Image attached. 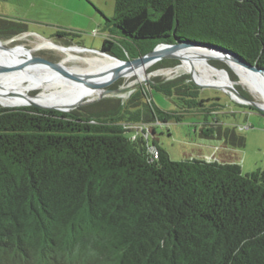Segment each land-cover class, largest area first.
Listing matches in <instances>:
<instances>
[{
  "label": "trees",
  "instance_id": "16d2710c",
  "mask_svg": "<svg viewBox=\"0 0 264 264\" xmlns=\"http://www.w3.org/2000/svg\"><path fill=\"white\" fill-rule=\"evenodd\" d=\"M106 20L119 39L104 38L99 51L121 60L191 40L264 67V0H114ZM24 31V22L0 18V38ZM176 64L162 59L150 70ZM219 109L189 74L154 76L89 108L0 106V264H264V167L173 160L142 134L146 123L193 114L202 136L244 147ZM136 123L142 132L127 126Z\"/></svg>",
  "mask_w": 264,
  "mask_h": 264
},
{
  "label": "rangeland",
  "instance_id": "374dc122",
  "mask_svg": "<svg viewBox=\"0 0 264 264\" xmlns=\"http://www.w3.org/2000/svg\"><path fill=\"white\" fill-rule=\"evenodd\" d=\"M113 15L114 0H0V18L24 22L26 25V31L19 33L15 38L2 37L0 41L5 46L23 47L26 50H31V54L41 55L52 62H63L70 67H89L92 66L90 60H97L100 63L103 59L106 61L114 59L108 55L101 56L102 54L98 52L104 38L119 39L117 29L106 20V18ZM58 31H64L67 34L57 36ZM45 41H52L64 46L79 47L82 51L73 52L76 54L74 57L69 56L68 53H64L57 48L45 46ZM21 57L25 58V55H21ZM177 60L178 64L173 67L150 70L153 63L146 69L147 71L144 72L142 77L138 75L129 77L125 73L105 88L112 90L110 93L105 92L100 97L95 95L88 98L85 94L71 93L57 98L54 103L61 104L66 97L72 95L65 101L66 103L93 100L77 107L89 108L106 97L114 96L124 99L134 86L141 83L147 84L154 76L172 78L189 74L191 77L190 70L198 75L194 68L187 70L182 66L185 63L184 59ZM211 61H217L218 66L216 67L218 68L226 65L225 62L215 59L208 60L210 65H213ZM12 65L15 67V63H12ZM35 67L36 65H29V72H36ZM18 70L24 71V69ZM55 75L60 76L61 74L56 72ZM214 76L218 78L216 75ZM2 79L6 80L3 76ZM26 79L25 77L13 79V81L23 82ZM197 81L199 82V80ZM239 86L256 101H262V98L250 92L245 84L242 83ZM37 92L38 89H32L29 91V95H34ZM200 93L204 98L217 97V101L220 103V109L217 112L219 121L235 127L236 131L246 138L245 146L235 149L237 156L234 158V162L242 167L243 172L251 171L250 169L256 167L263 168L264 113L250 109L247 104L238 103L226 91L213 86L200 87ZM153 96L158 105L164 108L173 106L171 100L160 93L153 92ZM201 120V116L185 114L180 122L146 123L143 125L145 132L142 134L143 136L147 134V141L150 145L155 142L158 146L164 148L173 160L196 158L222 161L223 150L227 146L223 144L222 140L202 136L200 134ZM127 126L135 132H142L141 124L136 123ZM153 128L155 130L152 132Z\"/></svg>",
  "mask_w": 264,
  "mask_h": 264
},
{
  "label": "bare ground",
  "instance_id": "6f19581e",
  "mask_svg": "<svg viewBox=\"0 0 264 264\" xmlns=\"http://www.w3.org/2000/svg\"><path fill=\"white\" fill-rule=\"evenodd\" d=\"M44 45L48 47L57 48L60 51L68 53L69 56L73 57L76 56V54L73 52L82 51V49H80L79 47L59 45L52 41H45ZM30 51L31 50H26L23 47H16L10 51L5 52H2L0 50V67L6 68L0 72L1 104L10 106L23 105L24 103L28 102L26 97L29 96V91L35 88L38 89V92L35 94V96L32 97L33 100L41 104L56 105L61 107H66L68 105L78 103L65 102L72 95L66 97L61 102V105L54 103L55 100L61 96L76 93L77 95L85 94L89 98L100 93L99 90L92 89L89 86L82 84L81 82L66 79L62 75H55L57 72L56 70L48 67L47 65L41 62H29L27 65H25V68H23L24 71L15 69L12 63L19 64L20 59H22L21 55L23 53H30ZM181 54V60H185V63L182 66H184L187 70L194 68L200 77L196 75L193 71L190 70V72L192 73L193 77H195V79L199 80L201 84L216 85L224 90H227V86L230 84V82L225 72L218 69H214L212 65L209 64L208 60L204 59L205 56L222 58V55L220 53L208 50L206 48H193L187 52L184 51ZM224 60L230 64L232 69L240 76L241 82L248 86L249 90L253 94L264 98V89L260 84L261 82L259 77L250 73L248 70L244 69L237 63L232 62L229 58ZM90 63L92 66L89 67H70L66 66L63 62H60L59 64L64 67V69L66 68L68 72L70 71L78 76L80 75L84 77H89V79L96 80L97 82H103L105 79L102 80L100 78H96L97 74H99L100 71L109 72L112 68L119 64V61H117L116 59H110L107 61L103 59L100 63H98L97 60H90ZM152 64L153 63L149 62L140 66L132 65L130 69L126 70V73L129 77L134 75L142 77L144 72L147 71L146 69ZM29 65H36V72H29ZM214 75H216L218 78H215ZM2 76L5 77L6 80H3ZM25 77L27 79L23 82L13 81V79H21ZM82 102L83 101H81V103ZM262 106H264V102L262 103Z\"/></svg>",
  "mask_w": 264,
  "mask_h": 264
},
{
  "label": "water",
  "instance_id": "95a60500",
  "mask_svg": "<svg viewBox=\"0 0 264 264\" xmlns=\"http://www.w3.org/2000/svg\"><path fill=\"white\" fill-rule=\"evenodd\" d=\"M193 48H206L208 50L211 51H216L218 53H220L222 55L221 57H212V56H205L204 59L206 60H221L223 62L226 63V65L229 67V69L238 77V79L233 80L230 77L229 71L227 70V68L225 67H216L213 66L212 67L214 69H218L221 71H224L230 84L227 86V90L222 89L219 86L216 85H211V84H201L199 82H197L193 75L191 74L190 79L192 80V82H194L197 86L199 87H209V86H213L215 88L221 89L226 91L230 97L237 101L238 103H242V104H247L255 109H257L258 111L264 113V106H262V103L264 102V98H262L263 102H258L255 99H253L252 97L249 98L247 96H245L244 94H242L238 88L236 87V85L242 84L240 76L232 69V67L230 66V64L225 61L224 59L229 58L232 62L237 63L238 65L242 66L244 69L248 70L250 73L254 74L255 76L260 78V84L262 85L263 89H264V67H261L259 65L253 64L248 62L246 59H244L242 57V55H240L238 52L223 47V46H219V45H213L210 43H206V42H198V41H191V40H181V41H177L174 43H158L151 51L132 58V59H127V60H121L119 58H116L110 54H108L107 52H103V51H98L100 54H105L108 55L114 59H116L117 61H119V64L117 66H115L114 68H112L109 72H104V71H100L99 74H97L96 78H100V79H105L103 82H97L96 80H91L89 79V77H84V76H78L76 74L70 73L68 72L66 69H64L59 63L57 62H52L50 60H48L47 58L41 56V55H33L31 53H23L22 55H25V58L20 59L19 64H15V69H23L25 68V65H27L29 62H41L45 65H47L48 67L56 70L57 72H59V74H61L63 77L65 78H70L72 80H76L78 82H81L82 84H85L86 86H89L92 89H97L100 91L98 95V97L102 96L103 93L107 92L110 93L112 90L110 89H105L108 85H110L115 79H117L118 77L122 76L123 74L126 73L127 69H130V67L133 66H140L142 64L145 63H156L159 60L162 59H167V58H174V59H180L181 60V56H182V52L184 51H189L190 49ZM13 47H7L5 45L2 44V42L0 41V50L2 52L5 51H10L12 50ZM4 67H0V72L3 71ZM249 90V89H248ZM250 91V90H249ZM251 92V91H250ZM35 96L34 95H29L26 97V99L28 100L27 103H24L23 105L20 106H35V107H39L42 109H57V110H61V111H70L72 109H75L77 107H79L81 104L84 103H90L93 100H87V101H83L78 102L76 104H71L68 105L66 107H61V106H56V105H47V104H41L36 102L35 100L32 99V97ZM0 106H4V107H14V106H10V105H3L0 103Z\"/></svg>",
  "mask_w": 264,
  "mask_h": 264
},
{
  "label": "crops",
  "instance_id": "0c3cea01",
  "mask_svg": "<svg viewBox=\"0 0 264 264\" xmlns=\"http://www.w3.org/2000/svg\"><path fill=\"white\" fill-rule=\"evenodd\" d=\"M236 156L237 155L235 153V149L225 147V149L223 150V158L221 160L222 161H226V160H230V161L233 160L234 161L235 160L234 158ZM243 163H244V161H243ZM244 164H246V163H244ZM258 168H261V167H256L255 169H258ZM241 169H242V167H241ZM255 169H250V170L252 171V170H255ZM247 172H249V171H247Z\"/></svg>",
  "mask_w": 264,
  "mask_h": 264
},
{
  "label": "built area",
  "instance_id": "2783aa9c",
  "mask_svg": "<svg viewBox=\"0 0 264 264\" xmlns=\"http://www.w3.org/2000/svg\"><path fill=\"white\" fill-rule=\"evenodd\" d=\"M136 133H138V131H137ZM146 136H147V134H146ZM134 137H135V136H132V138H134ZM148 149H149V152H150V154L152 155V157H153V158H156L157 155H158L156 149H155L154 147H152V146H150Z\"/></svg>",
  "mask_w": 264,
  "mask_h": 264
},
{
  "label": "flooded vegetation",
  "instance_id": "af4514ba",
  "mask_svg": "<svg viewBox=\"0 0 264 264\" xmlns=\"http://www.w3.org/2000/svg\"><path fill=\"white\" fill-rule=\"evenodd\" d=\"M15 36H17V35H14V36L10 37V39H13V38H15ZM7 47H11V46H7Z\"/></svg>",
  "mask_w": 264,
  "mask_h": 264
}]
</instances>
